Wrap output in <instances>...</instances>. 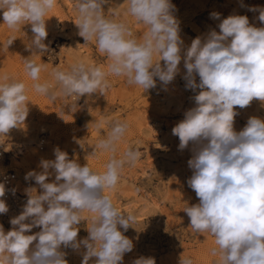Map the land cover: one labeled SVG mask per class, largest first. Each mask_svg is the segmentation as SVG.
<instances>
[{"label":"clouds","instance_id":"obj_1","mask_svg":"<svg viewBox=\"0 0 264 264\" xmlns=\"http://www.w3.org/2000/svg\"><path fill=\"white\" fill-rule=\"evenodd\" d=\"M108 3L75 0L78 35L86 43L95 42L108 60L106 68L79 61L67 70L53 68L52 82L41 83L44 66L32 57L52 51L44 43L45 17L56 0H0L9 28L31 25L33 37L26 48L32 55L24 59V65L32 88L53 101L79 99L104 95L112 86L109 77L115 76L146 92L155 89L157 81L170 84L183 60L186 89H199L193 97L195 106L172 129L179 138V150L192 145L187 185L199 203L183 211L193 231L214 237V264H264V119L252 116L242 130L234 129L237 108L250 106L254 99L264 102V27L250 24L247 15H229L218 24L219 32L213 29L197 36L185 47L172 0H127L126 13L145 27L139 37L128 22L114 18L118 13L106 14L103 6ZM257 10V19L264 24V8H249ZM210 15L220 19V13ZM13 41L9 39L8 46ZM28 103L23 81L0 76V136L26 120ZM127 128V122L112 121L93 147V157L110 154L102 172L88 163L82 166L57 147L55 159L40 161L42 171L26 174L25 179L34 180L39 191L26 189V203L10 219L11 230L5 232L0 225V264H68L64 249L79 251L81 247L82 264L92 258H96L94 264H122L124 255L134 248L124 233L135 217L118 209L106 192L115 189L125 165L141 159L140 150L132 147L117 155ZM4 195L5 185L0 183V197ZM7 212L0 199V214ZM85 213L89 214L88 235L78 239ZM33 228L40 231L27 234ZM134 264L156 262L142 256ZM179 264H193V260L181 256Z\"/></svg>","mask_w":264,"mask_h":264},{"label":"rangeland","instance_id":"obj_2","mask_svg":"<svg viewBox=\"0 0 264 264\" xmlns=\"http://www.w3.org/2000/svg\"><path fill=\"white\" fill-rule=\"evenodd\" d=\"M172 3L176 6L174 14L185 47L197 36L204 37L213 29L219 32L218 24L229 15H247L250 24L264 27L257 19L259 11H249V8H264V0H172ZM103 7L106 14L118 13L114 18L128 22L134 35H142L144 25L125 11L127 0H109ZM214 12L220 13L219 20L211 17ZM45 19L48 36L44 43L49 44L52 51L32 57L44 66L39 82H52L53 68L67 70L79 61L106 68L108 60L99 53L95 42L86 43L78 35L75 0H56V6ZM32 37L30 24L9 28L0 10V76L23 81L29 101L26 120L6 136H0L11 145L26 144L22 146V156L12 161L21 194L27 200L26 189L36 187L39 191L34 180H26L25 176L32 170L42 171L40 161L55 159L57 147L82 166L88 163L94 170L104 171L110 154L93 157V147L110 130L112 121L127 122L117 155L132 147L140 150L141 159L134 165H125L115 189L106 192L118 209L135 217V222L124 233L133 240L134 248L124 255L122 264H134L142 256L153 257L156 264H179L181 256L192 258L193 264H214L216 257L211 254V249L216 247L214 237L193 231L183 211L199 203L195 192L187 185L192 175L188 166L192 145L179 150V138L172 134L185 111L195 106L193 97L199 91L186 89L183 60L179 74L167 86L157 81L155 89L145 92L140 86L127 84L124 77L112 76L109 77L112 86L104 95L94 93L79 99L73 96L74 101L73 97L53 101L34 91L33 81L25 70L24 59L32 55L26 45ZM9 39L14 41L8 46ZM196 80L199 83L198 76ZM236 111L239 115L234 119V129L239 132L249 117L264 119V102L254 99L250 106ZM53 180L54 176L49 178V182ZM3 215L0 214V225L6 232ZM88 215L84 214L85 221L78 226V239L88 235ZM64 251L68 264H82L83 247L79 251L71 248ZM95 259L89 264H94Z\"/></svg>","mask_w":264,"mask_h":264},{"label":"built area","instance_id":"obj_3","mask_svg":"<svg viewBox=\"0 0 264 264\" xmlns=\"http://www.w3.org/2000/svg\"><path fill=\"white\" fill-rule=\"evenodd\" d=\"M73 101L75 98H71ZM23 148L21 145L15 146L7 140L0 138V183L5 185V195L0 197L8 206V212L3 215V223L6 232L11 230L13 226L10 224V219L19 215L22 211L23 205L26 203L23 201V196L20 194L17 186V174L12 169V161L15 158L22 156ZM4 169V171H2ZM40 228L35 231H31L27 234H34L39 232Z\"/></svg>","mask_w":264,"mask_h":264},{"label":"bare ground","instance_id":"obj_4","mask_svg":"<svg viewBox=\"0 0 264 264\" xmlns=\"http://www.w3.org/2000/svg\"><path fill=\"white\" fill-rule=\"evenodd\" d=\"M170 129V128H169ZM22 146H26V144H22ZM28 146V145H27ZM2 171H4V169H2ZM20 183V182H19ZM18 186V185H17ZM18 189H19V187H18ZM19 192H20V189H19ZM20 194H21V192H20ZM22 195V194H21ZM23 196V195H22ZM24 198H26L25 196H23V199ZM23 201H25L26 202V200L24 199ZM7 205V204H6Z\"/></svg>","mask_w":264,"mask_h":264}]
</instances>
